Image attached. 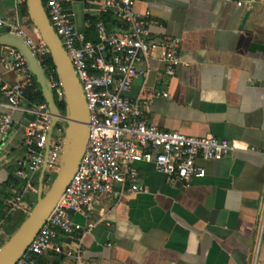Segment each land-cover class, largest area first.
<instances>
[{
    "label": "crops",
    "instance_id": "0c3cea01",
    "mask_svg": "<svg viewBox=\"0 0 264 264\" xmlns=\"http://www.w3.org/2000/svg\"><path fill=\"white\" fill-rule=\"evenodd\" d=\"M21 2L0 0V33L9 31L12 20L28 32ZM136 8L151 11L150 40L156 47L149 74L133 77L128 96L160 129L226 138L236 149L220 159L199 160L205 174L189 185L159 173L152 163H135L143 191L119 186L100 195L87 216H74L93 224L81 236L83 264H264V0L251 6L138 0ZM170 39L179 41L182 64L168 76L161 45ZM0 79L21 81L27 102L37 103L31 100L38 90L33 77L0 64ZM4 102L0 82V112L8 111ZM30 116L13 112L12 128L0 141V219L5 222L0 246L36 199L40 171L33 175V189L23 193L25 210L7 211L6 203L22 186L16 171L25 159ZM57 264L71 262L63 258Z\"/></svg>",
    "mask_w": 264,
    "mask_h": 264
},
{
    "label": "built area",
    "instance_id": "2783aa9c",
    "mask_svg": "<svg viewBox=\"0 0 264 264\" xmlns=\"http://www.w3.org/2000/svg\"><path fill=\"white\" fill-rule=\"evenodd\" d=\"M137 1L42 0L82 84L90 112V133L76 174L15 264H37L40 256L50 253L63 255L71 264H83L81 236L93 224H82L74 216H87L100 195H108L119 186L143 191L135 163H152L159 173L189 185L205 174L199 160L220 159L236 149L226 138L160 129L143 117L140 102L128 96L133 77L145 78L149 74V58L156 47L150 40L152 13L149 9L139 11ZM222 1L251 6L256 0ZM105 14H111L115 20L110 27L103 19ZM7 25L9 31L26 39L42 63L49 53L46 45L35 40L17 20ZM161 46L165 74L173 75L182 64L179 41L166 40ZM0 64L6 70L32 78L25 58L14 47L0 46ZM48 77L56 101H64L59 80L51 73ZM0 82L4 106L8 109L0 112V141L12 128L13 112L20 110L31 115L24 128L25 159L16 171L22 186L6 203L8 212L24 211L23 193L33 189V175L45 161L51 113L45 101L27 102L26 87L21 81L0 79ZM54 132L46 158V174L52 176L59 167L64 139L63 129L56 127ZM4 225L0 219V237L5 235Z\"/></svg>",
    "mask_w": 264,
    "mask_h": 264
},
{
    "label": "water",
    "instance_id": "95a60500",
    "mask_svg": "<svg viewBox=\"0 0 264 264\" xmlns=\"http://www.w3.org/2000/svg\"><path fill=\"white\" fill-rule=\"evenodd\" d=\"M26 14L39 40L49 50L57 78L64 91V112L56 101L51 81L26 39L18 33H0V46L16 48L25 58L32 77L48 104L51 123L45 148V161L39 173L35 202L27 219L0 246V264H15L46 223L60 196L76 174L89 140L90 112L82 84L60 37L54 30L42 0H24ZM64 123V139L59 167L49 188L46 183V158L54 129Z\"/></svg>",
    "mask_w": 264,
    "mask_h": 264
},
{
    "label": "trees",
    "instance_id": "16d2710c",
    "mask_svg": "<svg viewBox=\"0 0 264 264\" xmlns=\"http://www.w3.org/2000/svg\"><path fill=\"white\" fill-rule=\"evenodd\" d=\"M21 12H22V15L26 16V8H25V1L23 0L21 2ZM103 19L105 20V22L109 25L112 26L114 23H115V20L112 18V15L111 14H105L103 15ZM30 23V29H28V32L29 34L37 41H39V37L36 33V31L34 30L31 22L29 21ZM44 61L42 62V65L45 69V72L47 75H49V73L53 74L54 78L56 80H58L57 78V74H56V71H55V66H54V63L51 59V56L49 53L45 54L44 55ZM35 83V81H34ZM36 85V83H35ZM37 86V85H36ZM37 89H38V86H37ZM26 95H27V99H29V95H28V91L26 90ZM30 100V99H29ZM31 100H34L35 102H43L44 101V98L42 96V94L40 93L39 89L36 91V93L34 94V98H32ZM58 105H59V108L61 109V111L64 112V101H58L57 102ZM12 233V231H11ZM51 258L53 260V264H57L59 262V260H62L64 257L63 255L61 254H57V253H50L49 255H43V256H40L38 259H37V264H46V260Z\"/></svg>",
    "mask_w": 264,
    "mask_h": 264
},
{
    "label": "rangeland",
    "instance_id": "374dc122",
    "mask_svg": "<svg viewBox=\"0 0 264 264\" xmlns=\"http://www.w3.org/2000/svg\"><path fill=\"white\" fill-rule=\"evenodd\" d=\"M21 1H23V0H21ZM27 16V15H26ZM27 19H29L28 18V16H27ZM29 21V20H28ZM30 24V23H29ZM58 127L59 128H61V129H63L64 130V123H60L59 125H58ZM57 133V131H55L54 132V134H56ZM53 177L54 176H52V175H49V174H46V179L48 178L49 180H47L46 181V183H45V189H47V188H49V186H50V184H51V180L53 179ZM37 183V182H36ZM35 183V184H36ZM34 202H35V200H34ZM34 202H33V204H34ZM29 214V213H28ZM28 214L27 215H25L24 217H23V219H22V221L19 223V225L17 226V228L27 219V217H28ZM17 228L15 229V230H12V232L14 233L16 230H17ZM12 233V234H13Z\"/></svg>",
    "mask_w": 264,
    "mask_h": 264
}]
</instances>
